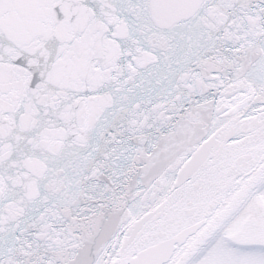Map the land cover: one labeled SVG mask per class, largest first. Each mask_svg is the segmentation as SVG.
<instances>
[{
	"label": "snow or ice",
	"instance_id": "snow-or-ice-1",
	"mask_svg": "<svg viewBox=\"0 0 264 264\" xmlns=\"http://www.w3.org/2000/svg\"><path fill=\"white\" fill-rule=\"evenodd\" d=\"M0 264H264V0H0Z\"/></svg>",
	"mask_w": 264,
	"mask_h": 264
}]
</instances>
